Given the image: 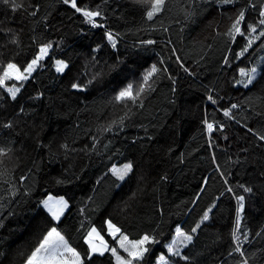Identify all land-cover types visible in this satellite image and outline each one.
<instances>
[{
	"label": "trees",
	"instance_id": "trees-1",
	"mask_svg": "<svg viewBox=\"0 0 264 264\" xmlns=\"http://www.w3.org/2000/svg\"><path fill=\"white\" fill-rule=\"evenodd\" d=\"M17 3L24 7L13 11L0 0V61L25 65L41 43L51 41L53 48L16 100L0 89V147L13 149L2 159L17 193L12 196L8 185L0 184V264L38 216V202L48 194L68 201L54 225L74 247L93 225L114 244L103 224L111 219L132 238L145 232L156 236L159 243L150 245L146 254L150 264L167 255L165 245L177 225L190 230L214 201L209 220L182 250L190 260H172L238 264L239 254L229 252L235 247V196L244 195L241 247L249 264H264V141L257 136L264 134V37L235 59L245 41L224 35L235 8L218 0H197L194 10L191 0H166L153 20L133 0H78L92 10L98 6L101 16L96 22L102 26L96 28L62 0ZM106 31L116 36L115 49ZM13 35L18 44L11 43ZM147 40L155 43H142ZM225 55L229 65L223 63ZM56 59L68 63L63 73L53 70ZM153 64L159 71L145 84L143 107L114 101L127 84L143 83ZM240 67L258 69L248 88L235 84ZM72 83L83 90L72 89ZM225 108L230 117L223 115ZM204 119L214 122L212 134L206 132ZM9 121L12 127L5 128ZM127 162L133 171L119 181L109 169ZM20 176L26 179L20 181ZM239 185L252 192L245 193ZM228 187L233 192H227ZM94 264H113L110 253Z\"/></svg>",
	"mask_w": 264,
	"mask_h": 264
},
{
	"label": "snow or ice",
	"instance_id": "snow-or-ice-1",
	"mask_svg": "<svg viewBox=\"0 0 264 264\" xmlns=\"http://www.w3.org/2000/svg\"><path fill=\"white\" fill-rule=\"evenodd\" d=\"M62 2L65 5H69L76 13L81 14L84 18V22L90 24L93 28L102 26L98 25L96 22V18L101 16L98 6L97 10H92L87 5L81 6L78 0H62ZM2 3L6 6H10L13 11L24 7L22 3H17V0H2ZM133 3L144 8L145 16L148 20H153V18L160 14L166 6V0H133ZM218 3L220 5H232L235 8L233 15L229 16L231 24L224 35L231 41H235L237 36L244 39L245 43L240 51L234 53V58L240 59L249 51L257 40L264 37V0H259V3L254 2V0H243V2H241V0H218ZM196 4L197 0H191L190 7L194 10ZM238 4L240 6L236 7ZM36 7L38 8V6ZM249 13H255V15L249 17ZM36 14V11L30 13L31 16H36ZM105 36L112 48L115 49L117 45L116 36L110 31H106ZM11 43H19L15 35H13ZM142 43L153 44L155 41L147 40ZM261 47H264V44H262ZM52 48L53 43L51 41L41 43L34 57L26 62L25 65H18L12 60H8L7 62L0 61V89L7 93L12 100H16L17 94L24 86V82L32 77L38 67L42 66L40 62L49 56L50 49ZM172 52L175 54V49H172ZM177 62H179V57H177ZM161 63H163V60H161ZM223 63L224 65H229L230 60L227 55L223 57ZM54 67L57 73H63L65 69L68 68V63L62 59H56L54 60ZM181 67H183L182 64ZM157 71H159V69L153 64L151 69L147 70L143 76V83L137 87H134L132 83L127 84L115 94L113 98L114 101L123 103L125 107H127L128 102H131L133 105L139 102V106L143 107V103L140 101L141 94L145 91V84H147L149 78ZM164 71H167V69H164ZM184 71L188 72V69L184 68ZM257 71L256 67H252L251 69L240 67L238 69L240 79H236L235 84L243 85V87L248 88L249 85H253L256 80ZM169 79H171V77H169ZM10 81L18 83L9 84ZM89 83H91V81H89ZM71 88L83 90V86L77 83H72ZM207 99L211 101L212 104H216V100L211 95H208ZM237 107V104L231 105L233 109ZM20 111L23 112V108H21ZM223 115L225 117H230V109H223ZM123 120L124 117H121V126L123 125ZM113 123L116 122L113 121ZM203 124L206 132L212 134L215 127L214 122H209L208 119H204ZM4 127L11 128L12 123L9 121L4 124ZM110 127L111 125H109V128ZM223 128L224 125L220 124L219 130L222 131ZM249 131H251V129H249ZM257 136L261 141H264V134H257ZM224 139H227V137L225 136ZM209 146H212L211 138ZM61 147L66 148L67 145H61ZM12 151L13 149L11 147H0V184H7L8 191L12 196H15L17 194L16 189L12 181L7 178L10 175L9 168L5 160L2 159L3 157H7ZM213 162H215V158H213ZM133 167L131 162H127L120 167L113 165L109 171L117 180L123 181L125 177L133 171ZM217 170L219 171V168ZM221 175L223 176V173H221ZM19 179L23 181L26 177L20 176ZM57 183H63V181L57 180ZM224 183L227 184L228 181L225 179ZM239 187H241L245 193L252 192L251 187L245 185H239ZM226 191L231 193L233 189L228 187ZM222 195L223 193H221V196ZM0 199H2V197H0ZM216 199H219V197ZM235 200V221L231 230V238L235 243V247L232 248L229 255H232L233 252L238 253L241 257L238 264H249V260L241 247L240 234L242 213L245 208V196L236 195ZM195 202L194 200L193 203ZM38 203L51 217L52 221H60L65 209L69 206L64 196H53L51 194L46 195ZM0 207H2V205H0ZM214 207L215 201L204 210L200 220L188 231H185L180 225H177L174 229V235H172L171 241L165 245L167 255H159L156 258L155 264H174L172 257H178L185 262L189 261L190 257L184 255L182 250L193 243L194 235L197 233L198 229H200L201 224L209 220V214L213 211ZM103 224L106 225L107 235L111 237L114 244H109L96 226H90L82 237L84 244L87 246L85 253L82 255L76 247L69 243V240L58 227L51 226L46 229L42 238H40L31 249L26 259H24L23 264H85L86 259L91 261L93 254L98 253L100 256H104L106 252L110 253V259L113 264H150L146 259V254L150 251V245L159 243L155 235L145 232L132 238L128 233L123 231L121 227L113 223L111 219L104 220ZM81 227H83V225H81ZM248 235L249 233L247 231L243 232L244 241H248ZM256 235L259 236L260 233L257 232Z\"/></svg>",
	"mask_w": 264,
	"mask_h": 264
},
{
	"label": "rangeland",
	"instance_id": "rangeland-1",
	"mask_svg": "<svg viewBox=\"0 0 264 264\" xmlns=\"http://www.w3.org/2000/svg\"><path fill=\"white\" fill-rule=\"evenodd\" d=\"M50 51H51V49H50ZM50 53V52H49ZM47 58V57H46ZM45 58V59H46ZM44 61V60H43ZM42 62V61H41ZM40 62V63H41ZM52 67H53V70L56 72V70H55V67H54V60H53V62H52ZM39 68V67H38ZM37 68V69H38ZM258 70V69H257ZM57 73V72H56ZM57 74H60V73H57ZM26 82V81H25ZM121 165H117V167H120ZM111 173V172H110ZM112 174V173H111ZM120 181V180H119ZM66 210L67 209H65V211H64V213L66 212ZM40 215H39V217H37L38 219H36V220H41L42 219V217L43 216H46V217H49L50 219H48V220H50V222H56V221H52L51 220V217L47 214V212L45 211V210H43V208H42V206H41V211H40V213H39ZM37 231H39L38 229H35V230H33L32 232H37ZM45 231H42L40 234H39V237L40 238H42V235H43V233H44ZM24 237H23V239H22V241H21V239H20V243L18 242L17 243V245H16V249H15V251H11L10 252V254H12L11 256H10V254H9V256H10V258L6 261V263L5 264H17V262H19V261H24V259H26V257L27 256H25V255H23V253H29L30 252V250L34 247V245H36V243L38 242V240L40 239H37V240H35V238L34 237H29V236H26L25 234L23 235ZM83 244H84V242H82ZM161 255V254H160ZM8 256V257H9ZM7 257V258H8ZM156 261V260H155ZM19 264H23V263H19Z\"/></svg>",
	"mask_w": 264,
	"mask_h": 264
},
{
	"label": "crops",
	"instance_id": "crops-1",
	"mask_svg": "<svg viewBox=\"0 0 264 264\" xmlns=\"http://www.w3.org/2000/svg\"><path fill=\"white\" fill-rule=\"evenodd\" d=\"M39 215L40 214H38V216L37 217H39ZM35 218V220L31 223V225L28 227V229L26 230V232L24 233L26 236H29V237H34L35 238V240H37V239H39L40 237H39V234L42 232V231H46V229L48 228V227H51V226H55L54 224V222L52 223V222H50V220H48V219H50L49 217H46V216H43L42 217V219L41 220H36V219H38V218ZM35 229H38L39 231H37V232H32L33 230H35ZM24 237V236H23ZM23 237H22V239H23ZM111 238V237H110ZM22 239H21V241H22ZM20 241V242H21ZM19 242V243H20ZM35 246V245H34ZM16 247V246H15ZM13 248V250L12 251H15V249L16 248ZM77 250L78 251H80L81 253H82V255L85 253V251H86V248H87V246L85 245V244H83V243H80L77 247ZM31 251V250H30ZM30 253V252H29ZM29 253H23V255H25V256H27ZM12 254H10V256H11ZM10 256L3 262V264H5L6 263V261L10 258ZM99 254L97 253V254H93V256H92V258H91V261H88L87 259L85 260V264H94V263H96L98 260H99ZM19 263H23L22 261H19V262H17V264H19Z\"/></svg>",
	"mask_w": 264,
	"mask_h": 264
},
{
	"label": "bare ground",
	"instance_id": "bare-ground-1",
	"mask_svg": "<svg viewBox=\"0 0 264 264\" xmlns=\"http://www.w3.org/2000/svg\"><path fill=\"white\" fill-rule=\"evenodd\" d=\"M204 114V113H203Z\"/></svg>",
	"mask_w": 264,
	"mask_h": 264
},
{
	"label": "built area",
	"instance_id": "built-area-1",
	"mask_svg": "<svg viewBox=\"0 0 264 264\" xmlns=\"http://www.w3.org/2000/svg\"><path fill=\"white\" fill-rule=\"evenodd\" d=\"M96 28V27H95Z\"/></svg>",
	"mask_w": 264,
	"mask_h": 264
}]
</instances>
